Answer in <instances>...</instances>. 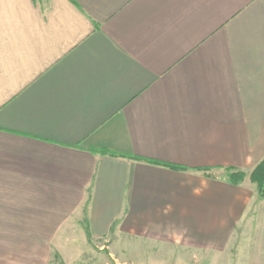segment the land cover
<instances>
[{
    "label": "crops",
    "instance_id": "crops-1",
    "mask_svg": "<svg viewBox=\"0 0 264 264\" xmlns=\"http://www.w3.org/2000/svg\"><path fill=\"white\" fill-rule=\"evenodd\" d=\"M263 158L264 0H0V264L205 263Z\"/></svg>",
    "mask_w": 264,
    "mask_h": 264
},
{
    "label": "rangeland",
    "instance_id": "rangeland-1",
    "mask_svg": "<svg viewBox=\"0 0 264 264\" xmlns=\"http://www.w3.org/2000/svg\"><path fill=\"white\" fill-rule=\"evenodd\" d=\"M261 205L262 207L259 210H256L247 217L246 224L242 228L238 227L239 229L232 233L227 247L214 249V252H211L207 257L206 262L200 264H264V200ZM11 250L14 249L7 248L6 254L9 255V251L11 252ZM22 250L23 256L33 255L35 251V249L30 248ZM53 250L52 256L58 257L57 251H61L62 249ZM102 251L103 254H107L108 252L107 250L105 253L104 250ZM47 252L48 249H44L38 255L46 256ZM87 264L96 263L88 261ZM110 264L119 263L110 262Z\"/></svg>",
    "mask_w": 264,
    "mask_h": 264
},
{
    "label": "trees",
    "instance_id": "trees-1",
    "mask_svg": "<svg viewBox=\"0 0 264 264\" xmlns=\"http://www.w3.org/2000/svg\"><path fill=\"white\" fill-rule=\"evenodd\" d=\"M113 154L117 155V153ZM227 172L230 182L236 185L241 183L246 177V173L242 170L229 168ZM250 179L256 184L259 196L264 199V158L251 171ZM87 230L89 232V228Z\"/></svg>",
    "mask_w": 264,
    "mask_h": 264
}]
</instances>
